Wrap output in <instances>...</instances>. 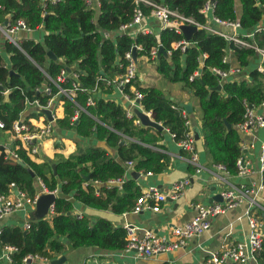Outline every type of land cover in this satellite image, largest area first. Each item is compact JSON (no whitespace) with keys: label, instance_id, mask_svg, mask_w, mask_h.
Here are the masks:
<instances>
[{"label":"trees","instance_id":"16d2710c","mask_svg":"<svg viewBox=\"0 0 264 264\" xmlns=\"http://www.w3.org/2000/svg\"><path fill=\"white\" fill-rule=\"evenodd\" d=\"M177 11L186 17H192L201 25L207 18L200 10L207 0H152ZM213 15L220 20H238L240 34L255 31L264 25V0H213ZM97 10L89 8L85 0H60L57 3L43 0H0V26L8 22L15 24L23 21L32 31L42 30L41 41L24 37L19 47L8 42L0 44V121L4 130L10 131L15 121L26 123L21 114L27 104L38 101L45 106L50 96L43 93L46 86L52 94L57 93L51 80L55 81L61 69L70 68L79 75L77 83L85 92H78L77 104L59 96L63 102V117L55 120L54 131L66 134L73 139L78 148L67 159L47 160L37 164L26 156L21 149L14 150L16 159L0 154V195H7L11 184L29 197L40 191L37 179L41 180L48 191L59 189L55 199L54 213L49 218L31 219L30 227H4L0 232V247H14L11 254L14 264H21L28 255H37L51 259L54 254H62L66 244L74 249L94 247L105 252L121 251L126 246V231L115 227L108 219L97 218L94 222L86 216L73 214V203L67 197L86 208L96 211H111L115 215L131 212L140 188L132 175L131 180L122 184V189L102 186L96 188L93 182L102 184L111 179L121 178L125 173V162L133 161V172H151L162 174L170 165V157L161 151L162 132L151 125L140 127L134 119L126 116L125 110L112 100H105L111 87L106 81H113L124 75L128 62L124 59L132 48L137 50V58H149L151 48L162 47L169 57H156L154 65L159 79L167 84L176 85L182 92L188 93L201 111V130L203 148L211 164L222 165L230 175H237V160L242 156L241 138L237 125L242 122L245 105L260 107L264 101V75L257 72V53L252 48L236 47L222 37L205 29H198L192 35L189 46L184 52L172 49L171 44L184 37L175 31L162 30L154 34L138 33L133 38L128 34L114 38H105V33L115 32L122 24L132 19L134 4L131 0H99ZM236 2L240 5L237 12ZM148 15L149 9L143 8ZM250 44L264 49V31L255 32ZM229 59L224 62L228 52ZM51 52L56 59H50ZM205 54L206 58H202ZM8 60L9 66L5 65ZM216 68L228 71L230 68L242 70L245 77L238 82L224 80L212 73ZM199 72L192 80L190 77ZM71 79L67 78L60 86L69 88ZM142 93L140 104L151 113L155 123H159L179 143L190 132L185 125L186 118L177 100L163 86L140 85L137 79L131 84ZM221 86L220 90L216 88ZM123 92L133 98L130 85ZM8 98L5 100V94ZM101 94V96H98ZM91 98L94 106L84 107ZM84 108L79 109V106ZM78 111L77 120L71 118ZM42 115V111L40 112ZM37 117L38 114H32ZM191 124V123H190ZM230 125V128L227 125ZM95 140V144L87 141ZM87 141V142H85ZM82 142L83 146H80ZM103 144V145H101ZM14 147L19 145L14 141ZM55 147H58L56 145ZM80 148L82 150L80 151ZM115 150L112 156L109 150ZM188 151L181 154L190 157ZM22 162L24 166L19 164ZM55 165L56 175L52 170ZM31 170L33 176L29 173ZM189 170L194 171L189 165ZM85 177H89L85 188ZM263 184H264V173ZM258 264H264V241L256 254Z\"/></svg>","mask_w":264,"mask_h":264},{"label":"built area","instance_id":"2783aa9c","mask_svg":"<svg viewBox=\"0 0 264 264\" xmlns=\"http://www.w3.org/2000/svg\"><path fill=\"white\" fill-rule=\"evenodd\" d=\"M50 1L51 3H57L60 0H43ZM134 4L132 19L129 23L122 24L115 32L105 33L104 37L106 38H114L117 36H123L125 34L130 35L131 37H135L136 34H154L151 27L148 26V22H155L158 24L160 31L162 30H170L175 31L177 34H181L180 27L182 26H195L197 29H205L212 34L218 35L222 37L225 41L232 43L236 47H245L252 48L257 53L258 57V65L257 72L264 75V49L256 47L254 44H250L245 39H252L255 32L264 31V25L258 27L255 31L248 32L246 34H240L241 25L238 20L235 21H227L220 20L213 15L214 12V1L207 0L200 12L205 15L207 18L206 25H201L197 21H195L192 17H186L184 15L179 14L177 11L170 10L168 7L158 4L152 0H131ZM86 5L94 10H97L100 7L99 0H85ZM149 9L148 15L144 13L143 8ZM211 24L214 27H211ZM0 30L4 36V39L8 42L14 44L16 47H19V42L22 40L20 36H18L19 32L29 33L32 30L27 28L23 21H17L15 24H11L6 21L3 26H0ZM190 41H187L185 38L178 42H173L171 44L172 49H179L181 52H184L185 49L189 46ZM136 51H141V46H134ZM159 48H151L149 51V58L147 60H151L153 63L155 58L158 55ZM231 50H228L224 62H227L229 59V53ZM167 57L171 55V51L166 52ZM202 58H206V55L203 54ZM124 59L128 62L125 67L124 75L114 79L113 81H106V86L111 87L112 90L118 91L122 94L123 98L127 101L138 100L140 101L143 98L141 92L136 90L131 84L138 77V69L137 64L134 62L132 58L131 52H127L124 55ZM5 65L9 66V62L6 59ZM67 71V68L61 69L55 81L51 80L53 86L57 88V93L52 94L51 87L46 86L42 92L50 96V99L47 101L45 106H40L38 101H34L31 104H27V106L35 105L41 111L50 110L52 118H56L55 110L58 104H62L63 102L58 99L59 96L65 97L68 101H71L75 104L76 96L78 92H85L84 88L77 83L79 78L78 73ZM212 73L215 74L219 80L222 82L224 80H230L232 77H235L236 81H240V78L245 77L242 74L241 69L230 68L228 71H221L219 69L213 68ZM199 72H195L193 76L190 77V80L193 79L194 76H197ZM67 78L71 79L70 87L63 89L60 84L65 83ZM250 80L249 77H247ZM231 81V80H230ZM126 85H130V90L133 93V98H131L128 94L123 92V89ZM84 107L94 106V101L91 98H88L84 102ZM79 106V105H78ZM264 109V101L261 103L260 107ZM80 110L84 111V108L79 106ZM256 108L249 107L245 105V113L243 115V120L236 127L240 132H253L259 129L264 128V115L255 112ZM43 114V113H42ZM183 116L186 118L187 113L185 110L182 111ZM44 115V114H43ZM42 115V116H43ZM78 111L75 112L74 116L71 118V122L77 120ZM126 116L129 119H132L130 115L126 112ZM45 116L43 117V125L38 126L35 130L30 129L27 124L21 121H15L12 126L10 132L14 141H18L19 145L14 147L11 151H6L5 149H1V153L5 154V157L16 159L17 155L14 154V150L21 149L25 152L28 157H36L39 153V148L37 147V143L39 140L47 138L53 135L54 128L51 122H46ZM134 123L139 125L140 122L135 120ZM159 124V123H158ZM185 125L190 128V120L186 119ZM0 130H4V124L0 121ZM167 131V130H166ZM168 132V131H167ZM169 133V132H168ZM172 136V135H171ZM173 137V136H172ZM181 149L186 150L190 153L189 162L191 165L195 166V172L192 177L196 176L201 172V167L198 163L197 155L194 151L193 147V136L191 133L186 134V139L178 143ZM242 149V148H241ZM133 161L125 162V173L121 178L111 179L106 183L102 184L98 181L93 182V185L96 188L106 186L108 188L116 187L118 190L122 189V184L126 181L127 173L133 171ZM237 169L238 174L240 176L247 175L250 171L246 165H244L241 158L237 160ZM213 168L219 171H225V168L222 165H213ZM259 171L260 173H264V144L261 146L260 156H259ZM142 175H152L151 172H143V171H134V177H140ZM191 177H187L185 179L176 181L172 184L169 189L168 194L161 192L155 186H148L144 190L140 191V195L137 198L135 205L131 211L133 214H140L143 211H152L159 212L160 206L164 203L169 197L172 200H177L183 193V191L191 185ZM40 186V191L37 192L33 197L27 196L25 193L20 191L14 184H11L8 189L7 195H0V221L5 215H9L11 213L17 211H34L36 208L37 201L41 195L44 194H52L56 197L57 190L48 191L41 180H37ZM88 182L85 181L83 186L86 188L88 186ZM264 189L263 177L262 184L259 185L257 190H253L252 188L248 189L245 185L240 184L237 186L227 187L222 190L220 193L222 197V202H214L210 205H203L199 202L191 203V208L194 210V216L182 224L181 226L175 227L171 232L172 240H167L164 237L157 236L150 230L142 231V234H139V228L133 226L132 224H126L123 228L126 231V246L123 249L124 252L135 251L139 257L141 258H150L159 253H167L173 251L175 249H179L184 247L189 241L202 235L205 231H207L210 227L211 219L218 215L225 213L228 209L235 207L238 203H240L244 197L248 198V196L256 197L257 192ZM252 203H254L255 199H250ZM251 206L255 207V203ZM54 205L52 204L49 207L48 214L46 218H49L53 215ZM249 212V211H248ZM79 218L80 215H77ZM249 232L248 237L245 242H236L228 248L224 250L216 251L211 253L209 257L204 260L201 264H245L249 261H256V254L261 250L263 241H264V220L261 217H257L253 213H247ZM30 227L29 222L24 225V230H28ZM3 258L9 263L14 264L11 259V254L17 251L14 247H5L4 248ZM35 258H41L40 256L28 255L22 259L21 264H29ZM257 262V261H256ZM89 264V263H88ZM258 264V263H257Z\"/></svg>","mask_w":264,"mask_h":264},{"label":"crops","instance_id":"0c3cea01","mask_svg":"<svg viewBox=\"0 0 264 264\" xmlns=\"http://www.w3.org/2000/svg\"><path fill=\"white\" fill-rule=\"evenodd\" d=\"M236 8L237 12H240V5L238 2H236ZM6 20L8 21L9 17H7ZM148 26L151 27L154 33L160 32L157 23L148 22ZM211 27H214V25L211 24ZM43 33L42 30L37 29L29 33L19 32L18 36L21 38L30 37L34 41H41ZM4 41V36L0 30V44L4 43ZM143 59L144 61L147 60L146 57L137 58V63L138 60L143 61ZM244 78L247 79V77ZM138 79L142 87L156 86L160 82L154 65L145 75L141 74L138 69ZM230 80L235 82L236 78L232 77ZM165 91H170L172 97L177 100L179 105L181 103H191L192 105L189 130L193 136L192 145L197 155L201 172L194 177L191 176L195 171L192 172L189 170L190 157L181 154V147L179 144L173 140L171 134L163 129V140L160 144L165 150L158 151L164 152L170 157L169 167L162 174L155 175L152 173V175H142L138 178L135 177L134 180L139 186L140 191L148 186H155L161 192L168 194L174 182L191 177V185L183 191L182 195L177 200H172L168 197L167 200L161 204L160 211L156 213L148 210L137 215L131 212L115 215L111 213V211H96L86 208L74 202L72 197H67L68 200L73 203L74 215H80L81 217L86 216L90 218L92 222L97 218H105L115 227H124L126 224H132L139 228V234H142V231L150 230L157 236L172 240V230L186 223L194 216L195 212L190 206L191 203L196 201L203 205H210L217 202L213 200V197L220 195L224 188L243 184L248 189L252 188L253 190H257L259 185L262 184V173L259 171V156L261 146L264 144V128L253 132H240L237 129L241 138V160L250 171L247 175H230L223 171L216 170L207 158L203 148L201 116L197 103L190 99L188 93L182 92L176 85L170 86L169 89ZM99 96H101V94H99ZM104 99L112 100L119 104L132 119L140 122L138 125L140 127H148V125L154 122L151 113L146 112L138 100L127 101L120 92L115 90H112L110 94H106ZM63 111V105L58 104L55 110L56 118L51 122L52 126H55L56 119L63 117ZM40 112L41 110L35 105L26 106L25 111L21 114V119L23 121L27 120L25 124H27L30 129L36 130L38 126L44 124L43 117L45 115H40ZM255 112L264 115V109L256 108ZM32 114H38V116L33 117ZM0 136H5L0 142V154L1 149H5L6 151H10L11 149L12 151L14 143L12 134L8 131H2L0 132ZM87 141L95 144V140L92 138ZM56 145H58V147H55ZM80 146H83L82 142H80ZM37 147L39 148L38 155L36 157H28L37 164H42L47 160H57L58 157L67 159L70 155L74 154L78 148L73 139L69 138L66 134L62 135L58 132H54L53 135L39 140ZM81 150L82 148H80V151ZM109 152L112 156L116 155L115 150L110 149ZM192 166L195 170V166ZM132 175L133 171L127 173L126 180H131ZM58 195L59 189H57L56 198ZM250 199H255V207L251 206L254 203H252ZM34 211H17L5 215L0 221V232L4 227H20L24 230V225L31 219H34ZM248 211L264 220V189L258 191L256 197H244L235 207L228 209L221 215L213 217L209 229L202 235L195 237L184 247L167 253H159L153 257L144 259L139 257L135 251L124 252L121 250L105 252L94 247L74 249L69 244H66L65 251L62 254H54L51 259L43 257L35 258L29 264H52L53 261L62 257L65 258V261L61 264H201L211 253L224 250L236 242H245L247 240L249 232L247 219ZM4 252V249L0 247V264H9L3 258ZM245 264H257V262L251 260Z\"/></svg>","mask_w":264,"mask_h":264},{"label":"water","instance_id":"95a60500","mask_svg":"<svg viewBox=\"0 0 264 264\" xmlns=\"http://www.w3.org/2000/svg\"><path fill=\"white\" fill-rule=\"evenodd\" d=\"M180 30L182 32L183 37L187 41H191L192 35L195 32H197L198 29L195 26H182V27H180ZM131 54H132V58H133L134 62L137 64V51H136L135 47L132 48ZM161 56L167 57V54H166V51L162 47H159L157 58L159 59ZM48 57L50 59H56L55 56L51 52H48ZM67 71H70V70L67 68ZM216 89L220 90L221 86H218ZM98 96H99V94H98ZM7 98H8V93L5 94V100ZM191 106H192L191 103H181L180 104V107H182L186 111L187 114L192 113ZM42 113L45 115L47 121L53 122V118H52L50 110H43ZM151 126L160 132H162L164 129L160 124L155 123V122H153L151 124ZM227 127L230 128V125L228 124ZM19 164L24 166V164L22 162H19ZM52 170H53L54 175H56V170H55L54 164L52 165ZM28 171L33 176V173L31 172V170L28 169ZM85 180L88 181L89 177H85ZM55 199H56V197L52 194L41 195L37 201L35 211L33 212L34 220H41V219L46 218L47 214H48L49 207L55 202ZM213 200L217 201V202H222V197H221V195H216L213 197ZM23 235H26V231L23 233ZM63 261H65L64 257H62L56 261H53L52 264H61Z\"/></svg>","mask_w":264,"mask_h":264},{"label":"rangeland","instance_id":"374dc122","mask_svg":"<svg viewBox=\"0 0 264 264\" xmlns=\"http://www.w3.org/2000/svg\"><path fill=\"white\" fill-rule=\"evenodd\" d=\"M137 64H138L137 69H139L140 73L143 74V75H145L149 70H151V69H152V66H153V65H151V63L148 62L147 60L144 61V59H143V61H142V60H138V63H137ZM156 86H163V88H164L165 90H168L169 87L172 86V84H167V83H165V82L162 83V81L160 80V82H159ZM199 113H201L200 110H199ZM0 132H2V131H0ZM4 138H5V136H4V137H3V136H2V137L0 136V142H1Z\"/></svg>","mask_w":264,"mask_h":264}]
</instances>
